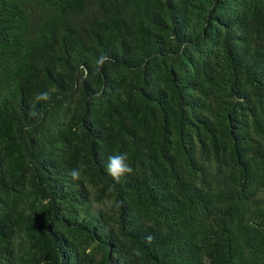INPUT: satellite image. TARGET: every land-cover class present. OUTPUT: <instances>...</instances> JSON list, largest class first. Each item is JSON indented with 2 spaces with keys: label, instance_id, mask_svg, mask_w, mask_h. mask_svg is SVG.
I'll return each instance as SVG.
<instances>
[{
  "label": "trees",
  "instance_id": "16d2710c",
  "mask_svg": "<svg viewBox=\"0 0 264 264\" xmlns=\"http://www.w3.org/2000/svg\"><path fill=\"white\" fill-rule=\"evenodd\" d=\"M0 264H264V0H0Z\"/></svg>",
  "mask_w": 264,
  "mask_h": 264
},
{
  "label": "clouds",
  "instance_id": "9594fccd",
  "mask_svg": "<svg viewBox=\"0 0 264 264\" xmlns=\"http://www.w3.org/2000/svg\"><path fill=\"white\" fill-rule=\"evenodd\" d=\"M109 60V57L106 54H102L95 61V66L97 69L102 68ZM37 101H48L50 95L47 91L37 93L35 96ZM35 116L38 113H30ZM107 173L112 176L116 181H119L125 175H131L134 172L133 166L130 163L129 154L127 152H120L108 157V163L106 167ZM73 180H78L80 178L79 168L73 169L70 173ZM150 240L151 237H148Z\"/></svg>",
  "mask_w": 264,
  "mask_h": 264
}]
</instances>
